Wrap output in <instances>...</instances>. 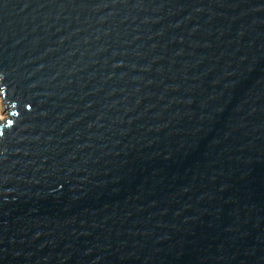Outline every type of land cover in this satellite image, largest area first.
Segmentation results:
<instances>
[{"label":"water","instance_id":"1","mask_svg":"<svg viewBox=\"0 0 264 264\" xmlns=\"http://www.w3.org/2000/svg\"><path fill=\"white\" fill-rule=\"evenodd\" d=\"M0 264H264V0H0Z\"/></svg>","mask_w":264,"mask_h":264},{"label":"rangeland","instance_id":"2","mask_svg":"<svg viewBox=\"0 0 264 264\" xmlns=\"http://www.w3.org/2000/svg\"><path fill=\"white\" fill-rule=\"evenodd\" d=\"M5 109L6 108L2 104V100L0 99V124H3L6 120H8L7 112Z\"/></svg>","mask_w":264,"mask_h":264}]
</instances>
